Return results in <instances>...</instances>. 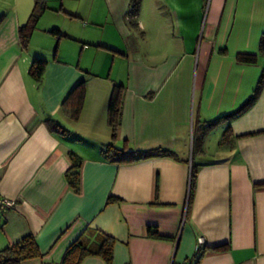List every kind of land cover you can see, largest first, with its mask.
I'll return each mask as SVG.
<instances>
[{
	"label": "crops",
	"instance_id": "crops-1",
	"mask_svg": "<svg viewBox=\"0 0 264 264\" xmlns=\"http://www.w3.org/2000/svg\"><path fill=\"white\" fill-rule=\"evenodd\" d=\"M204 2L140 0L133 18L129 0L81 2L82 11L98 7L100 18L60 5L76 19L73 34L36 28L55 12L45 0L22 48L18 28L33 0H0V199L12 202L0 206V250L30 235L40 256L21 264H60L75 241L94 247L95 231L114 241L111 264H264V82L247 110L225 118L252 96L264 69L257 51L264 0H207L202 13ZM63 39L75 43L62 48L70 60L60 55ZM236 54L255 62L240 63ZM34 59L45 61L39 82L28 75ZM79 82L75 121L64 101ZM114 85L123 98L113 145L163 149L175 159L104 158ZM211 141L217 151H203ZM80 264L104 262L88 256Z\"/></svg>",
	"mask_w": 264,
	"mask_h": 264
},
{
	"label": "trees",
	"instance_id": "trees-1",
	"mask_svg": "<svg viewBox=\"0 0 264 264\" xmlns=\"http://www.w3.org/2000/svg\"><path fill=\"white\" fill-rule=\"evenodd\" d=\"M140 0H129L128 11L126 16L128 18H133L137 14L138 5ZM45 0H33V6L31 12L28 16V21L26 25L18 28V40L22 48L26 47L30 30L33 28L35 22L37 21L39 15L45 9ZM130 26H134L133 22H129ZM57 30H51V34H55ZM58 35V34H57ZM59 36V35H58ZM258 55H264V31L261 33L257 43ZM255 55L248 54H236V61L243 64H253L255 62ZM45 67V61L34 59L29 68L28 75L36 82H39ZM264 82V69L261 71L256 87L252 96H250L243 104L238 107L235 111L225 117L226 119H234L235 117L242 114L247 110L253 103L254 99L259 94ZM84 96L83 83L79 82L76 84L72 90L66 96L64 104L69 108V116L72 120H77L82 100ZM123 98V89L119 85L112 86L108 98L107 108H106V123L111 132V141L102 149V155L104 158L108 159L114 163H130L137 162L140 160L155 158V157H168L174 158V155L163 149H153L146 152H134V151H124L116 148L113 145L112 140L115 137V131L120 123L121 117V104ZM222 118L215 119L209 122L203 123V129L206 131L212 128L215 124L219 122ZM53 128V126H51ZM77 169L78 161H74V165L71 166L68 172V182L72 188L76 187L77 183ZM195 178V171L190 172L189 188L190 192L192 190L193 182ZM113 198H108L107 203L113 202ZM95 237H97L98 242L94 247L86 245L83 241L77 240L72 243L64 252V255L60 261V264H80L81 260L88 256H98L102 259L104 264H111L112 262V247L114 244L113 239L107 237L101 233L92 232ZM197 255V254H196ZM40 256L38 249L36 247L35 241L32 236L26 235L22 237L19 241L11 244L2 250H0V264H21L23 261L36 259Z\"/></svg>",
	"mask_w": 264,
	"mask_h": 264
},
{
	"label": "rangeland",
	"instance_id": "rangeland-1",
	"mask_svg": "<svg viewBox=\"0 0 264 264\" xmlns=\"http://www.w3.org/2000/svg\"><path fill=\"white\" fill-rule=\"evenodd\" d=\"M47 1V8L48 9H54V11H46L44 16H42V18L37 22L36 24V28L40 29V28H46V30H48L49 28L55 26V28H59L61 26L62 27V32L67 33L69 30H71L74 33H77L79 26L76 22H74L76 19H73L69 16H67L66 14H63L62 11H58L57 8L60 7V5H62V10H64V12L66 13H71V14H77L79 13V16H86V14L90 17V18H100V15L102 16L103 13L101 11H99L98 7H92V9L88 12L86 11H82L81 8H83V3H81L84 0H46ZM96 1V0H95ZM79 3H81L80 5H78ZM95 3V2H94ZM208 2L207 0H205L204 2V6H203V11L202 13L205 11H207L208 9ZM84 19V18H83ZM83 23V22H80ZM60 29V28H59ZM70 47V45H73L75 47V43L73 42H67L65 39L62 40V45L60 48V55H63L64 57L67 56V60H70V48L69 51H67L66 54H63V47L66 46ZM76 51H77V46H76ZM75 51V54H76ZM74 54V53H73ZM71 61L74 62V57L72 59L71 57ZM76 62V61H75ZM117 68V65L115 64L114 70ZM108 68L105 69V74L108 72ZM216 131V130H215ZM215 131L210 133V137L215 135ZM208 151L207 153H214L217 151V146L216 143H214L213 141H211L208 145V143L205 144L203 151ZM192 153H194L193 156H196L197 150H193V148H191ZM189 152V149H188Z\"/></svg>",
	"mask_w": 264,
	"mask_h": 264
},
{
	"label": "built area",
	"instance_id": "built-area-1",
	"mask_svg": "<svg viewBox=\"0 0 264 264\" xmlns=\"http://www.w3.org/2000/svg\"><path fill=\"white\" fill-rule=\"evenodd\" d=\"M0 206L7 208V207H11L12 206V202H10L9 200L6 199H0ZM203 239L202 238H198L196 240V244L194 247V252L195 254H197L200 251L201 246L203 245ZM181 264H191L190 261H184Z\"/></svg>",
	"mask_w": 264,
	"mask_h": 264
}]
</instances>
